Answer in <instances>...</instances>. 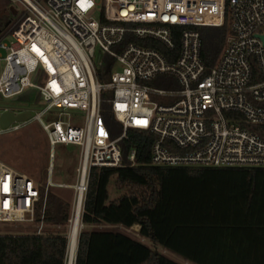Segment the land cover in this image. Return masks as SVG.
Returning a JSON list of instances; mask_svg holds the SVG:
<instances>
[{
    "label": "built area",
    "instance_id": "obj_1",
    "mask_svg": "<svg viewBox=\"0 0 264 264\" xmlns=\"http://www.w3.org/2000/svg\"><path fill=\"white\" fill-rule=\"evenodd\" d=\"M7 1L17 19L0 36V97L32 88L44 106L35 115L1 108L30 116L0 126V134L36 119L46 134L50 164L42 185L0 161V223L36 222L34 233H43L47 193L66 186L52 181L58 144L80 147L68 222L75 216L81 222L90 169L121 166L119 141L129 128L155 135L154 166L264 168V129H254L264 127V0ZM225 22L223 48L207 69L197 27ZM174 25L184 26L176 54ZM127 33L152 38L167 53L134 40L120 45ZM97 49L101 58L95 63ZM158 75L171 76L176 86L155 88L150 82ZM70 109L82 112V125L60 118ZM106 109L120 125L116 136L105 121ZM44 114L57 118L45 122ZM134 158L132 148L128 160Z\"/></svg>",
    "mask_w": 264,
    "mask_h": 264
},
{
    "label": "trees",
    "instance_id": "obj_2",
    "mask_svg": "<svg viewBox=\"0 0 264 264\" xmlns=\"http://www.w3.org/2000/svg\"><path fill=\"white\" fill-rule=\"evenodd\" d=\"M183 28L171 27L175 54ZM197 28L210 69L228 27L225 22ZM130 40L167 53L158 41L136 39L131 33L120 45ZM159 80L176 86L168 75H158L150 84ZM103 115L109 126L112 116L107 109ZM155 138L149 131L129 128L119 141L121 166L90 169L73 264H180L123 232L94 228L135 224L143 237L195 264H264V168L154 166L150 148ZM132 148L134 162L128 160ZM112 178L116 190L128 191L109 199ZM70 209L66 200L48 191L44 225H66ZM68 248L64 233L0 234V264H67Z\"/></svg>",
    "mask_w": 264,
    "mask_h": 264
},
{
    "label": "rangeland",
    "instance_id": "obj_3",
    "mask_svg": "<svg viewBox=\"0 0 264 264\" xmlns=\"http://www.w3.org/2000/svg\"><path fill=\"white\" fill-rule=\"evenodd\" d=\"M100 5L98 4L94 8L93 16L98 18L100 16ZM17 14L13 15L9 10V4L7 0H0V36L5 34L11 28L12 24L16 21ZM101 56L99 50H96L94 62L98 63ZM107 60L106 58H104ZM3 62L0 65V73L2 70ZM155 88H169V82L156 81L152 84ZM44 103L38 98L36 89H25L24 92L14 98H2L0 97V109L11 108L13 110H28L31 115H35L37 111L41 110ZM55 111V110H54ZM57 115L44 114L42 119L45 122L55 120ZM61 119L68 121L70 124L82 125L83 114L79 110L70 109L68 115L60 116ZM109 128L115 135L120 133V125L111 118L109 122ZM49 145L47 142L46 134L42 129L40 123L36 119H31L24 125L20 126L16 130H10L0 134V161L13 169L26 173L36 183L44 185L47 181V171L49 166ZM55 158L52 163V181L56 184H66V186H52L49 191L57 194L64 200H66L72 209V203L74 199L73 186L77 181V167L79 164L80 147L77 145H65L58 144L54 148ZM109 199H114L123 193L128 191V188L123 190H116L114 187L113 178L108 185ZM70 209V213H71ZM38 225L36 222L28 223H0V234H33L37 231ZM72 222L66 225L57 226L53 229L51 225H44L42 228L43 233L59 232L69 234ZM83 228V224L80 222L79 232ZM94 228L97 229H109L123 232L131 237L141 240L153 251L164 254L170 259L180 264H195L181 257L180 255L166 250L160 244L154 242L150 238L143 237L140 233V225L135 224L129 228L122 226L112 225H98ZM45 231V232H44ZM78 232V235H79ZM70 244V243H69ZM69 255V249H68ZM69 256H67V263Z\"/></svg>",
    "mask_w": 264,
    "mask_h": 264
},
{
    "label": "water",
    "instance_id": "obj_4",
    "mask_svg": "<svg viewBox=\"0 0 264 264\" xmlns=\"http://www.w3.org/2000/svg\"><path fill=\"white\" fill-rule=\"evenodd\" d=\"M9 10H10V12L13 15H15L17 13L16 9L12 5L9 6ZM262 39L264 40V35L262 36ZM104 80H105V82H109L110 81L108 76L105 77ZM111 93H112L111 90H107L106 91V95L107 96H110ZM29 116H30V112H28V111L20 112V113H17V114H14L11 111L0 112V126L7 127L13 122L24 121V120L28 119ZM74 260H75V258H74Z\"/></svg>",
    "mask_w": 264,
    "mask_h": 264
},
{
    "label": "bare ground",
    "instance_id": "obj_5",
    "mask_svg": "<svg viewBox=\"0 0 264 264\" xmlns=\"http://www.w3.org/2000/svg\"><path fill=\"white\" fill-rule=\"evenodd\" d=\"M79 226H80V221L78 216L72 220V227L70 231V244L69 246V261L67 264H73L75 254H76V249H77V238H78V232H79Z\"/></svg>",
    "mask_w": 264,
    "mask_h": 264
}]
</instances>
